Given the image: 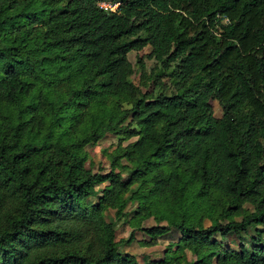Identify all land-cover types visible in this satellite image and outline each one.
<instances>
[{
    "label": "trees",
    "instance_id": "16d2710c",
    "mask_svg": "<svg viewBox=\"0 0 264 264\" xmlns=\"http://www.w3.org/2000/svg\"><path fill=\"white\" fill-rule=\"evenodd\" d=\"M145 45L157 92L130 79ZM129 201L144 244L181 233L152 264H264V0H0V264H139L106 217Z\"/></svg>",
    "mask_w": 264,
    "mask_h": 264
},
{
    "label": "rangeland",
    "instance_id": "374dc122",
    "mask_svg": "<svg viewBox=\"0 0 264 264\" xmlns=\"http://www.w3.org/2000/svg\"><path fill=\"white\" fill-rule=\"evenodd\" d=\"M118 3L112 4L113 9H116ZM64 8V2H60L56 6V11ZM150 51V46L145 45L142 49L131 50L128 53V58L134 66V73L130 76V79L139 85V87L145 90H152L157 92L162 89V86L154 84L152 78L148 77L147 74L155 69L157 62L154 58L148 57L147 53ZM139 57L143 59L144 62V72L139 63ZM161 80L165 82L166 86L169 85L170 80L167 76L162 75ZM213 108V113L216 116L221 115L222 109L220 104L215 99L210 100ZM118 136L112 133H106L104 137L96 142H90L85 145V150L88 154L87 160L85 162L86 166L92 169L94 172H107L110 170V161L107 157V152L113 150L118 142ZM132 137L127 140H121L123 144L127 143L128 140H133ZM124 161V160H123ZM130 174L129 169L122 171L123 178H128ZM107 182H102L97 186L103 188ZM97 199L96 196H90L87 198L89 202H94ZM250 207V205L246 204ZM136 210V203L134 201H129L125 207V214L121 217H116L113 209L106 211L107 218H113L115 221V239L119 241V249L122 252L128 251L136 255L139 264H152L154 260H161L165 253L168 251L174 253L177 248L178 241L180 239L181 233L175 228L171 227L169 231L158 233L154 236L156 240L153 244H144L143 241L151 240L152 236L148 233L140 230L135 223L132 221L134 212ZM158 222L151 216L140 220V225L149 226L157 224ZM159 223H165V220ZM208 223V221H206ZM261 225L257 227H250L247 233L243 234L242 238L236 236H228L224 239V245L238 246L241 240L247 247L252 246L254 241L252 239L253 235L257 230H260ZM195 254L188 248L184 251V257L180 258L179 264H190L191 261H195Z\"/></svg>",
    "mask_w": 264,
    "mask_h": 264
},
{
    "label": "built area",
    "instance_id": "2783aa9c",
    "mask_svg": "<svg viewBox=\"0 0 264 264\" xmlns=\"http://www.w3.org/2000/svg\"><path fill=\"white\" fill-rule=\"evenodd\" d=\"M100 5H101L102 7H104L105 9H106V8L113 9L112 4H110V3H108V2H105V1L101 2ZM113 5H114V4H113Z\"/></svg>",
    "mask_w": 264,
    "mask_h": 264
}]
</instances>
